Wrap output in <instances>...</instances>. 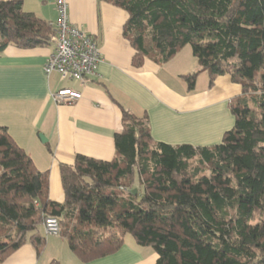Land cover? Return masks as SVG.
Masks as SVG:
<instances>
[{"label": "trees", "instance_id": "1", "mask_svg": "<svg viewBox=\"0 0 264 264\" xmlns=\"http://www.w3.org/2000/svg\"><path fill=\"white\" fill-rule=\"evenodd\" d=\"M125 10L132 64H163L189 45L209 86L227 75L233 126L218 144L153 141L146 119L122 110L116 156L77 154L61 165L64 200L0 125V264L26 243L39 252L48 216L84 263L117 252L130 234L154 264H264V0H102ZM24 0H0V54L47 46L54 29ZM198 72L182 75L189 90ZM136 188L137 194L128 192Z\"/></svg>", "mask_w": 264, "mask_h": 264}, {"label": "crops", "instance_id": "2", "mask_svg": "<svg viewBox=\"0 0 264 264\" xmlns=\"http://www.w3.org/2000/svg\"><path fill=\"white\" fill-rule=\"evenodd\" d=\"M36 2L38 17L50 23L57 19L55 0ZM66 2L70 21L92 35L99 47L102 61L96 75L80 82L62 80L56 72L47 76L43 64L54 48L52 42L33 48L10 44L0 54V125L37 169L48 171L50 200H64L60 167L71 165L75 155L102 160L116 156L113 135L122 128V110L146 119L153 141L173 146L221 141L233 126L228 105L241 93L238 84L224 75L212 86L208 83L206 90L196 91V84L189 90L182 75L198 69L192 51L180 50L163 64L145 59L135 67L134 49L122 35L125 10L102 0ZM64 87L79 91L80 99L56 103L52 94ZM39 232L44 237L39 252L26 243L1 264H154L156 259L155 252L124 238L117 252L84 263L60 235L47 234L43 224Z\"/></svg>", "mask_w": 264, "mask_h": 264}, {"label": "built area", "instance_id": "3", "mask_svg": "<svg viewBox=\"0 0 264 264\" xmlns=\"http://www.w3.org/2000/svg\"><path fill=\"white\" fill-rule=\"evenodd\" d=\"M55 8L57 19L50 23L54 29L50 42L54 48L43 64L44 73L48 76L56 72L62 80L79 82L96 75L102 57L94 37L70 21L66 0H55ZM80 97L79 91L68 87L52 94L56 103H72ZM43 225L47 234H59V222L55 217H46Z\"/></svg>", "mask_w": 264, "mask_h": 264}, {"label": "rangeland", "instance_id": "4", "mask_svg": "<svg viewBox=\"0 0 264 264\" xmlns=\"http://www.w3.org/2000/svg\"><path fill=\"white\" fill-rule=\"evenodd\" d=\"M38 5L39 4L36 2V0H26L25 4L23 6V10H25V11H33V12H35V14H37L38 11H39ZM181 51H189L191 53V48H190L189 45H186V46H184L181 49ZM196 71L198 72V76H197V79H196L197 83H196L195 90L196 91H201L205 87H207L209 80H208V76L206 75V72L200 71L199 67H198V69L196 68V69H194V71H191V72H196ZM222 76H224V75H222ZM206 89L207 88H205L204 90H206ZM232 120H234L233 117H232ZM233 123H234V121H233ZM233 123H232V125H233ZM125 241L126 242H131V243H134V244L136 243V241L134 240V238L130 234H126L125 235ZM142 247L144 249H147V251H150L151 253L154 254V250H153V248L151 246H142Z\"/></svg>", "mask_w": 264, "mask_h": 264}, {"label": "water", "instance_id": "5", "mask_svg": "<svg viewBox=\"0 0 264 264\" xmlns=\"http://www.w3.org/2000/svg\"><path fill=\"white\" fill-rule=\"evenodd\" d=\"M39 137L41 139L42 142L46 141V139L44 138V136L42 134H39ZM129 193L136 195L137 194V189L136 188H132L128 190Z\"/></svg>", "mask_w": 264, "mask_h": 264}]
</instances>
